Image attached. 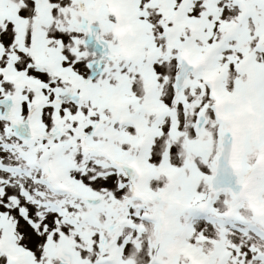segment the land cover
Masks as SVG:
<instances>
[{"label":"snow or ice","instance_id":"obj_1","mask_svg":"<svg viewBox=\"0 0 264 264\" xmlns=\"http://www.w3.org/2000/svg\"><path fill=\"white\" fill-rule=\"evenodd\" d=\"M0 264H264V0H0Z\"/></svg>","mask_w":264,"mask_h":264}]
</instances>
